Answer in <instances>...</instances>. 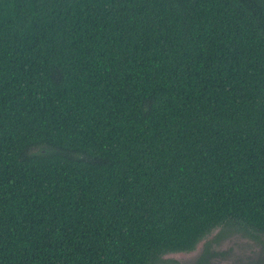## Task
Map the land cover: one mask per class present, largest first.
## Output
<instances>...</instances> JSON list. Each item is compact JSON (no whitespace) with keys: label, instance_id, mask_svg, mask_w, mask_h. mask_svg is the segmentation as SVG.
Listing matches in <instances>:
<instances>
[{"label":"trees","instance_id":"1","mask_svg":"<svg viewBox=\"0 0 264 264\" xmlns=\"http://www.w3.org/2000/svg\"><path fill=\"white\" fill-rule=\"evenodd\" d=\"M216 230L264 236V0H0V264Z\"/></svg>","mask_w":264,"mask_h":264},{"label":"rangeland","instance_id":"2","mask_svg":"<svg viewBox=\"0 0 264 264\" xmlns=\"http://www.w3.org/2000/svg\"><path fill=\"white\" fill-rule=\"evenodd\" d=\"M217 232L219 231H214L207 239L202 240L193 252L166 255L164 259L169 261L166 264H194L207 241L210 242V251L213 253L211 264H264V236L261 242L239 234L214 242Z\"/></svg>","mask_w":264,"mask_h":264}]
</instances>
